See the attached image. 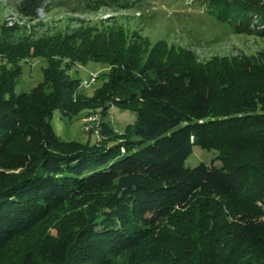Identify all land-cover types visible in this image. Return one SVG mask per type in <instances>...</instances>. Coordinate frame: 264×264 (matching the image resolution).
Instances as JSON below:
<instances>
[{
    "label": "trees",
    "instance_id": "16d2710c",
    "mask_svg": "<svg viewBox=\"0 0 264 264\" xmlns=\"http://www.w3.org/2000/svg\"><path fill=\"white\" fill-rule=\"evenodd\" d=\"M56 3L17 0L16 14L19 20H40ZM233 3L210 0L207 11L228 22L235 33L251 32L253 26L264 37V2L243 0L242 11ZM150 4V0H77L74 9L134 10ZM18 26L0 24V38L15 36L24 44L20 34L27 27ZM99 27H77L75 36L65 38L56 30L46 39L44 32L35 35L39 40L35 45L41 52L69 50V56L85 59L90 55L109 64L111 71L104 74L107 80L99 87L108 89L104 99L123 108L136 104L137 117L122 131L112 128L111 119L104 121L113 135L93 142L66 141L56 132L52 118H67L74 95L86 88L80 83L89 76L75 78L54 67L52 74L46 73L30 90L17 91L15 78L3 72L0 244L38 222L48 204L73 198L86 202L95 189L110 187L106 204L110 211L80 227L59 225L56 233L40 237L36 256L27 251L20 262L7 264H36V257L50 264H107L103 253L121 243L107 229L114 223L126 225L125 221L133 230L122 234L125 246L141 247L150 236L164 242L155 254L143 253L130 264H222L225 255H219L213 241L222 240L226 233L232 251L244 245L264 249V59L239 55L230 60L214 57L204 63L190 52L179 55L163 47L164 51L151 52L143 61L139 49L143 44L128 42L121 28ZM74 44L82 47L76 49ZM50 83L53 87L49 89ZM252 144L255 156L248 161L245 155ZM195 145H225L221 164L186 165ZM189 208H201L208 214L199 217L197 233L192 231L193 214L186 217L191 230L171 217V211ZM168 214L173 220L169 225L156 224Z\"/></svg>",
    "mask_w": 264,
    "mask_h": 264
},
{
    "label": "rangeland",
    "instance_id": "374dc122",
    "mask_svg": "<svg viewBox=\"0 0 264 264\" xmlns=\"http://www.w3.org/2000/svg\"><path fill=\"white\" fill-rule=\"evenodd\" d=\"M16 1L0 0V24L13 26L17 24L20 27L25 25L27 30L20 34L25 37V41L20 45L15 36L0 38V76L4 72V75L14 77L17 91L30 90L44 78L46 73L52 74L54 67L75 78L84 79L89 76L90 79L92 75L95 76L92 84H84L83 79L81 80L80 85H86L83 86L86 88L80 91L77 96L74 95V101L68 108L66 119L62 120L57 115L52 118V125L56 132L66 141L76 139L84 142L91 139L93 142L103 136L113 135L114 126L121 131L124 130L127 124H132L135 121L137 112L134 107L137 105L131 104L132 107L123 108L104 99V94L108 89L106 86L101 89L99 87L103 81L107 80L104 74L111 71L109 64L97 62L90 55H86L85 59L69 56V50L61 51L60 54L47 49L41 52V47L35 45L39 41L35 35L45 32L47 39L56 34L57 30V33L63 38L72 37L76 35L77 27L103 25L109 29L115 27L120 30L121 28L124 30L128 42L137 41L139 44H143V46L139 45L140 57L143 61L151 52L161 51L163 47L168 50H177L179 55L190 52V55L193 54L198 61L204 63L211 61L214 57H224L230 60L239 55L253 56V59L256 60L264 59V37L256 34L253 26L251 32L235 33L228 27L230 26L228 22L223 23L208 13L207 6L210 0H167L162 3L160 0H150L149 6L143 5L134 10L126 8L113 10L101 7L98 11L93 12L75 10L77 0H57L58 3L48 10L47 16L40 20L28 18L19 20L15 9ZM211 1L213 2V0ZM233 1L235 3L232 5L236 10L244 9L243 0ZM257 1L264 2V0ZM153 8H157V11ZM108 18L112 19L111 22L105 21ZM119 30L115 29V31ZM29 35L33 37H29ZM128 42L126 47H128ZM71 45L73 44L71 43ZM81 47L82 45L74 44L76 49ZM20 49H22L21 52ZM103 77H105L104 80H101ZM47 87L50 89L53 86L50 83ZM108 119L112 120L110 123L113 124V129L109 124L103 123ZM254 148L255 145L252 144L248 154L245 155L246 160L254 159ZM224 150L225 145L208 148L195 145L193 152L185 160V164L194 166L204 161L208 164L214 162V164L220 165V157ZM110 195V187H105L95 189L86 202L73 198L65 202L48 204L45 215L38 222L30 225L20 234L10 236L0 244V264H7L11 260L20 262L27 251H31L36 256L40 237L46 233H56L59 225L80 227L97 221L102 217L101 214L109 213L110 210L107 209L106 204H108L107 198ZM179 211H171L172 219L174 221L182 220V225L189 227L188 230L193 227L192 231L197 233L196 226L199 224L197 223L199 217L203 218L204 214H207L206 211L201 208ZM189 214H193L191 228V222L186 218ZM163 218L162 221H156V224L161 222L166 225L173 221L169 214ZM99 222H105V220ZM125 223L127 225L126 221ZM105 224L108 223L105 222ZM112 224L113 222L109 225ZM126 225L114 223V226L107 229L119 237L117 240H121V243L111 245L113 248L107 253H103L102 259L107 264H130L131 259H138L143 253L145 256L155 254L158 244H164L161 239L150 236L141 242L144 243L141 247L125 246L126 241L121 239L122 234L133 231ZM100 231L98 233L102 232ZM163 232L168 234L169 230H163ZM149 238L154 242H148ZM213 242L217 243L219 247V255H225L222 264H264L263 248L244 245L238 252L232 251L227 233L222 240ZM138 248H141L139 253ZM35 261L36 264H50L38 257L35 258ZM64 264H68V262Z\"/></svg>",
    "mask_w": 264,
    "mask_h": 264
},
{
    "label": "bare ground",
    "instance_id": "6f19581e",
    "mask_svg": "<svg viewBox=\"0 0 264 264\" xmlns=\"http://www.w3.org/2000/svg\"><path fill=\"white\" fill-rule=\"evenodd\" d=\"M93 81H94V79H93ZM93 81H92V76H91V78L89 80H84L83 83L84 84H92Z\"/></svg>",
    "mask_w": 264,
    "mask_h": 264
},
{
    "label": "built area",
    "instance_id": "2783aa9c",
    "mask_svg": "<svg viewBox=\"0 0 264 264\" xmlns=\"http://www.w3.org/2000/svg\"><path fill=\"white\" fill-rule=\"evenodd\" d=\"M94 77H95V76L92 75V81H93Z\"/></svg>",
    "mask_w": 264,
    "mask_h": 264
}]
</instances>
